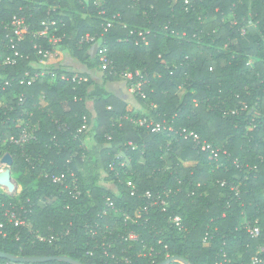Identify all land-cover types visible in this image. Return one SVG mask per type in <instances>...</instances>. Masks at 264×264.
Wrapping results in <instances>:
<instances>
[{
  "label": "trees",
  "instance_id": "trees-1",
  "mask_svg": "<svg viewBox=\"0 0 264 264\" xmlns=\"http://www.w3.org/2000/svg\"><path fill=\"white\" fill-rule=\"evenodd\" d=\"M15 16L32 35L19 44L22 58L8 66L2 57L11 53L7 36ZM45 22L56 23L50 27L56 45L35 36ZM87 34L103 40L115 73L146 74V99L136 96L142 113L107 90L117 75L106 72L101 84L63 81L62 74L89 73L56 68L58 58L49 60V74L21 85L26 73L41 72L37 46L61 56L68 51L88 71L101 70L97 47L81 44ZM0 102V157H12L22 187L17 196L0 192L7 233L0 252L80 264H161L172 257L252 264L264 245V0H104L101 7L95 0H0ZM84 117L88 129L79 133ZM132 118L187 128L222 152L210 159L180 134H152ZM28 126L38 127L35 140L5 142ZM104 173L116 192L102 185ZM159 196L165 206L155 203ZM9 211L27 218L25 226L9 224ZM176 216L182 228L173 223ZM247 223L260 227L258 238ZM38 234L55 241L40 242ZM0 264L18 263L0 258Z\"/></svg>",
  "mask_w": 264,
  "mask_h": 264
},
{
  "label": "built area",
  "instance_id": "built-area-1",
  "mask_svg": "<svg viewBox=\"0 0 264 264\" xmlns=\"http://www.w3.org/2000/svg\"><path fill=\"white\" fill-rule=\"evenodd\" d=\"M104 3V0H95V4L99 7H101ZM104 13V11L102 12ZM119 18V15L114 16L112 20H108L106 22V25L104 26V33L101 38H103L105 33H108L109 30L113 27L115 21ZM55 22H45L43 23L44 29L38 33L35 34L36 37H42V38H48L51 44L56 45L60 40L56 39L54 37L50 38V27L55 26ZM250 27L255 26L252 22H249L247 25ZM133 34V32H132ZM242 34H246V29H242ZM32 35L30 33L29 27L26 24V21L22 17H14L12 22H11V34L7 36L9 38V44L7 45V49L11 52L9 55H6L2 57V62L5 65L8 66H14L18 63V59L22 58V55L19 52V44L27 38V36ZM139 36L142 38V41L144 43H148L147 38L145 37L143 32L139 33ZM97 38V36H92L90 34L85 35L82 40L81 44L83 43H91L94 44L97 47V56L99 57V62L101 64V71L106 73H113L120 77L121 79L129 82L130 86V92L135 95V96H140L142 99H146V93L144 92V87L147 84L146 80V74L143 73L142 70H136L135 72L132 71H125L122 74H117L114 71L113 67V61L110 58L109 54V49L107 46L103 44L102 39ZM38 50V56L40 57L39 64L36 67L39 69L41 72L35 73L33 76L30 75V73H26V78L28 79H22L20 81L21 85H27V86H32L40 77L45 76L46 74H49L50 72L47 71L48 69V61L51 60L54 57V53H52L50 50L45 49L43 47H36ZM53 77L56 76V74H52ZM61 80L63 81H72L76 83H85L88 82V78L85 76H81L78 74H75L73 76H69L66 74L61 75ZM8 85V83H7ZM23 101V98L21 99ZM2 102H0V105ZM153 108H155V105H152ZM245 109L247 108L246 106L244 107ZM236 113V110L233 111V114ZM131 122L135 125H138L140 127H144L150 131L152 134H157L161 132H169V133H175V134H180L181 137H183L185 140H191L193 141L196 146L200 147L201 151L204 153H208L210 156V159L218 160L219 156L222 152V148L220 147H215L212 144L202 141L201 137L199 134H197L194 131H190L187 128H182L179 131H176L175 128L172 125H168L167 123H160V122H155L153 120H150L148 118H139V119H130ZM38 127H30L28 126L26 129H24L20 135L18 136H11L9 139H6L5 142L9 143L11 145L15 146H22L25 145L33 140L36 139V132H37ZM88 129L87 125V120L84 117V125L81 127L79 130V133L85 132ZM8 154H4L3 156L0 157V168H4L6 171L8 169H11L12 167H9L6 163H3L4 157H6ZM12 172V170H11ZM13 178V174H12ZM52 181L56 184L59 183H64L63 182V176H52ZM13 182L16 184L13 178ZM129 185L132 187L134 190V185L132 183H129ZM0 192H3L7 195H10L8 188L0 184ZM17 186V185H16ZM73 186H74V198L77 199L79 195H81V191L79 190L78 186L76 185V180H73ZM221 186H225V182L221 183ZM18 189V187H17ZM235 189V188H233ZM170 193V192H169ZM169 193L167 195H169ZM146 196L148 198H151V194L147 192ZM157 204H161L162 206L166 205V201L161 199L159 196L156 200ZM110 206H113L111 203ZM5 216L7 217V221L9 224L14 225L15 227H22L25 226L27 218L22 219L20 218L16 212H6ZM173 223L182 228V219L179 216H176L173 220ZM246 230L247 232L251 235L252 238H258L261 235V229L258 226H253L249 223L246 224ZM5 224L2 223L0 224V237L6 238L7 233L4 231ZM37 240L40 242H48V243H53L55 241V237H44L42 235H37ZM128 239L130 241H137L138 236L135 233H129ZM252 264H264V245H262L258 251L257 254L253 257L252 259Z\"/></svg>",
  "mask_w": 264,
  "mask_h": 264
},
{
  "label": "rangeland",
  "instance_id": "rangeland-1",
  "mask_svg": "<svg viewBox=\"0 0 264 264\" xmlns=\"http://www.w3.org/2000/svg\"><path fill=\"white\" fill-rule=\"evenodd\" d=\"M55 58L59 59L57 61L56 65H61V67L59 66L60 68H62V67L72 68L73 70H76L77 73H87L88 72L89 73V77L86 76L88 78V81L89 80H93V81L98 82L99 84H101L106 79V75H105L104 72H102L101 70L88 71L87 67L85 65H83L81 62H79L77 59L73 58L68 51H65L62 56L59 55L57 52H55L54 53V57L51 60H53ZM48 64H49V61H48ZM62 69H64V68H62ZM120 80H122L125 83H127V81L121 79L120 77H117L114 82L112 81L110 83H108V82L106 83L107 90L111 91L112 94H113L119 88L124 87L125 85L123 83H121ZM129 92H130V88H129ZM137 100H138L137 97H135L134 102L136 103V105L138 104ZM88 106H89L90 109L92 108V102L91 101L88 103ZM89 145H90V143H89ZM107 177H108V174L104 173L103 174L102 185H104L105 187L110 188V189H112L113 191L116 192L117 191V187L115 186V184L113 182H111V181L104 180V179H107ZM14 178L16 179L17 177L14 175ZM129 183H131V182H129ZM21 190H22V187L18 186V189L16 190V192L13 193V194H10V195L11 196H17V195L20 194Z\"/></svg>",
  "mask_w": 264,
  "mask_h": 264
},
{
  "label": "water",
  "instance_id": "water-1",
  "mask_svg": "<svg viewBox=\"0 0 264 264\" xmlns=\"http://www.w3.org/2000/svg\"><path fill=\"white\" fill-rule=\"evenodd\" d=\"M3 163H6L9 167H12L13 165V159L10 155H7L4 157ZM6 172H10L12 176L11 169H8ZM0 184L7 187L9 193L13 194L17 190L16 184L13 182V178L10 180L8 175H3L0 176ZM0 258L6 259L8 261H11L13 263H45V262H50V261H60V262H66L70 264H80L68 257H33V258H24V257H16L10 254H6L3 252H0ZM173 262H180L182 264H189L188 262L178 258V257H172L165 262L161 264H171Z\"/></svg>",
  "mask_w": 264,
  "mask_h": 264
},
{
  "label": "crops",
  "instance_id": "crops-1",
  "mask_svg": "<svg viewBox=\"0 0 264 264\" xmlns=\"http://www.w3.org/2000/svg\"><path fill=\"white\" fill-rule=\"evenodd\" d=\"M61 67V65H56L55 67L57 68V67ZM48 68H50L49 66H48ZM62 68H64L65 70H67V71H69V72H72V73H76L77 71L76 70H73L72 68H67V67H62ZM75 75V74H74ZM115 81V80H114ZM113 81V82H114ZM121 81V83H123L124 85V87H121V88H119L117 91H115V93H113V94H115V96H117V97H120L122 100H124V102L127 104V106H128V110L130 111V112H135L136 114L137 113H142L143 111H144V108H143V106L140 104V102L137 100V102H138V106L136 105V103L134 102V99H135V95H133L132 93H130L129 92V86H128V83H125L124 81H122V80H120ZM108 83H110V81L108 82ZM109 92H111V91H109ZM112 93V92H111ZM134 98V99H133ZM136 101V100H135ZM89 107V106H88ZM92 112H93V104H92V108L90 109Z\"/></svg>",
  "mask_w": 264,
  "mask_h": 264
},
{
  "label": "clouds",
  "instance_id": "clouds-1",
  "mask_svg": "<svg viewBox=\"0 0 264 264\" xmlns=\"http://www.w3.org/2000/svg\"><path fill=\"white\" fill-rule=\"evenodd\" d=\"M3 175H8L9 179L10 180L12 179L10 172H6V170L4 168H0V176H3ZM0 187H2V186H0Z\"/></svg>",
  "mask_w": 264,
  "mask_h": 264
}]
</instances>
